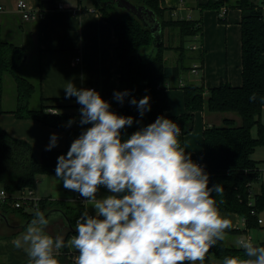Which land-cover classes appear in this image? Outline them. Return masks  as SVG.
<instances>
[{"label": "clouds", "instance_id": "1", "mask_svg": "<svg viewBox=\"0 0 264 264\" xmlns=\"http://www.w3.org/2000/svg\"><path fill=\"white\" fill-rule=\"evenodd\" d=\"M64 90L66 98L74 96L82 106L80 124L91 126L72 142L66 156L58 157L55 173L65 189L85 198V210L75 235L65 240L63 232L53 236L46 231L50 221L37 205L12 241L14 248L25 252L27 264H60L57 254L66 247L78 253L76 264H205L233 224L222 216L215 198L223 194V186L209 187L208 173L178 139L180 126L161 116L122 140L121 131L133 124V117L110 111L94 89L67 82ZM128 94L115 92L114 98L123 103ZM149 100L145 96L130 103L143 116L150 110ZM249 100L256 101L257 94ZM56 143L53 134L47 150ZM101 186L111 194L98 199ZM235 247L243 256H224L219 264H264V246L251 238L241 236Z\"/></svg>", "mask_w": 264, "mask_h": 264}, {"label": "trees", "instance_id": "2", "mask_svg": "<svg viewBox=\"0 0 264 264\" xmlns=\"http://www.w3.org/2000/svg\"><path fill=\"white\" fill-rule=\"evenodd\" d=\"M94 1L99 5L102 15L113 24L118 38L116 54L122 65L121 89L129 94L125 96L120 108H110V111L133 117V124L121 131L122 140L129 138L140 128L154 123L161 116L176 122L183 133H189L194 127V111L204 110L207 113L222 115L220 124L208 123L204 130L202 168L209 175V187L221 184L224 188L221 196L213 194L220 211L240 214L246 220L248 228L257 226L260 215L264 213V185L255 194L252 193V184L260 176L261 169L259 162L251 155L258 146L264 145V101L261 99L264 98V0H235L231 3L227 0H196V6L201 9L220 10L224 5L241 9L243 82L241 85H233L223 81L220 85L209 88L207 95L205 88L198 83L184 85L187 111L179 115L166 113L169 109L166 81L172 75L180 76L184 69L193 67L185 66L181 58L175 66L167 65L165 50H180L182 55L186 37L202 34L200 19L174 17L172 10L163 0H130L154 12L153 17L162 29L160 38H157L151 26L145 24L133 12L124 8L128 13L115 16L113 10L119 8L116 1ZM220 20L224 21L223 18ZM166 30L168 43L165 42ZM175 32L181 42L176 45L171 44L176 36ZM198 49L202 56L203 49ZM25 54L24 47L4 37L0 26V112L6 111L3 107L4 78L6 74H10L18 91L17 106L10 111L18 118L35 119L64 130L67 145L62 150H44L41 156L37 157L28 141L12 136L0 126V186L9 194L3 201L7 206L13 203L15 197L23 190H34L40 175L55 173L58 157L66 156L72 142L82 133L81 130H75L65 123L74 118L73 113L58 111L57 115H53L47 111L50 107H62L61 103L46 104L45 98L40 95V107H31L34 94L38 88L40 90V84L19 72ZM253 92L257 94V100L254 102L249 100ZM145 94L151 96L150 110L141 116L137 106L132 105L130 101L135 98L138 102ZM90 126L88 124V127ZM254 126H257L255 136L252 134ZM221 200L223 203H220ZM38 206L45 212V217L52 209L63 212L70 227L65 240L75 235L76 221L85 210L84 204L79 201L61 199L42 198ZM14 208L29 220L36 209L33 205L30 206L32 211H26L25 206ZM240 230L230 232L237 233ZM259 245L264 246V241ZM63 249L72 257L67 247ZM243 254V250L231 246L225 239L210 250L205 264H219L224 256ZM73 262L76 264L74 260ZM0 264L6 263L0 259Z\"/></svg>", "mask_w": 264, "mask_h": 264}, {"label": "crops", "instance_id": "3", "mask_svg": "<svg viewBox=\"0 0 264 264\" xmlns=\"http://www.w3.org/2000/svg\"><path fill=\"white\" fill-rule=\"evenodd\" d=\"M26 1L32 13L38 15L41 12L43 15L25 19L18 9L19 0H0V26L6 39L15 43L18 41L17 44L24 47L27 61L30 57L38 59V83L45 103H61L62 107L55 109L73 113L74 118L65 123L79 131L81 127L77 120L81 117L80 108L82 106L76 102V97L66 98L64 87L67 82H72L78 89L95 87L101 97L110 104V108H120L122 103L114 98L115 92H122L120 81L122 65L116 54L118 38L113 24L102 15L99 5L94 0ZM163 2L172 10L174 17L200 19L202 24V34L194 36L195 42L192 45V47L196 45V48L191 58V66L198 64L200 66L198 73L189 69L187 74L181 73L180 76L174 74L166 81V98L169 103L166 113L179 115L187 111L183 89L186 84L202 85L206 90V95L209 88L218 86L223 81L233 85L242 84V11L240 8L227 6V12L222 17L217 9L199 8L196 6V0H163ZM60 3L65 5L63 9L58 7ZM79 7L81 10H78ZM221 18L224 21L220 20ZM167 37L166 33L165 42H167ZM174 43H176L175 40ZM198 47L203 49L202 56L199 54ZM173 50L175 49L165 50L166 60L167 57H171L169 54ZM78 57L81 59L77 60ZM179 62L180 56H176L172 66ZM4 109L6 111L0 112V126L12 136L28 141L37 157L48 149L53 134L57 136V143L51 149L66 148L64 130L35 119L18 118L10 111L14 108ZM221 118L222 115L217 113L196 110L192 131L189 133L181 131L178 139L186 148V154H190L193 162L196 163L203 158L206 125L208 123L220 124ZM70 121H72L71 124ZM34 193L40 199H61L74 202H78L76 197L80 195L75 191L65 189L63 181L56 177V173L40 175ZM110 194L104 186H101L97 192V198H104ZM13 208V203L7 206L0 198V257L6 264H27L28 258L25 252L14 248L12 241L24 231L29 222L22 213L20 215L14 212ZM25 209L32 211V208L28 206H25ZM88 211L89 214L95 215L92 207H89ZM220 212L222 216L231 219L233 224L230 230H226L227 242L234 244H230L231 246H235V241L241 236H251L256 244L264 241L262 216L260 218L263 221L259 222L261 227L254 229V232L259 230L255 241L251 231L253 228L246 226L245 219L240 214L233 211ZM46 218L50 221L46 231L53 236L63 232L66 238L70 227L63 212L52 209ZM235 229L242 230L237 233L230 232ZM68 249L72 255L71 258L76 262L78 253L74 249Z\"/></svg>", "mask_w": 264, "mask_h": 264}, {"label": "rangeland", "instance_id": "4", "mask_svg": "<svg viewBox=\"0 0 264 264\" xmlns=\"http://www.w3.org/2000/svg\"><path fill=\"white\" fill-rule=\"evenodd\" d=\"M227 2L231 3V2H233V0H227ZM118 7L119 8H115L113 10V14L115 16L124 15V14L128 13L127 11L123 10L124 7H121L119 5H118ZM167 32H168V30H166V33ZM166 33H165V36H166ZM175 33H176V36L172 39L173 41L171 43V44H174V45L179 44V42H180V37H179L178 33L177 32H175ZM18 38H19V36H18ZM174 40L176 41V43H174ZM166 41H167L166 43H168V39ZM16 42L18 43V41H16ZM194 42H195V39H194L193 36L186 37L185 44H184L185 45V49H184L182 55H181L180 50H173V52H171V54H169V55H171V57L170 56L167 57V65L172 66L174 64L175 57L181 55L180 56L181 62H183V64L185 66H191V63H192V59L191 58H192V55L195 52L194 48H192V45H193ZM169 43H170V41H169ZM25 55H27V54H25ZM19 72L22 75L30 78V80L34 81L36 84H38V82H39V64H38V59L36 57H30V59L28 61L25 60L23 62V64L19 67ZM187 72H188L187 69H184L182 73L183 74H185V73L187 74ZM38 87H39V85H38ZM4 88H5V90H4L3 107L6 108V109L16 108L18 91H17L16 83L13 80V78L11 77L10 74H6L5 75ZM40 93L41 92H40V90L38 88V91L34 94V99H33L31 107H34V108L40 107V105H41V96H40L41 94ZM145 96L150 97V100H149V103H150L151 102V96L148 95V94L143 95V97H145ZM262 118H263V122H264V113H263ZM252 134L254 136L257 135V126H254L252 128ZM251 157L259 162L258 165H259V167L261 169L260 176L254 181V183L252 185V189H251L252 193L255 194L256 192H258V190H260L259 188H261V186L264 185V145L258 146L255 149V151L252 153ZM13 209H14L13 210L14 212H16V213L21 215L22 212L16 210L15 208H13ZM22 215L26 219L27 222L30 221L29 218H27V216H25L23 213H22ZM261 216L264 219V213H262L260 215V217ZM255 227L259 228V227H261V225L258 224ZM255 227H253V229L251 231L254 234V237L255 236L257 237L256 234H257V231H259V230L254 232ZM256 237L254 239L255 241H256ZM230 244L234 245L233 243H230ZM258 245H259V243H258ZM57 258H58L60 264H74L73 260H71V256L69 257V255L67 253H65L64 249L60 250V252L57 254ZM0 259L3 260L1 257H0Z\"/></svg>", "mask_w": 264, "mask_h": 264}, {"label": "built area", "instance_id": "5", "mask_svg": "<svg viewBox=\"0 0 264 264\" xmlns=\"http://www.w3.org/2000/svg\"><path fill=\"white\" fill-rule=\"evenodd\" d=\"M58 7L60 9H63L65 7V5L60 3L58 5ZM18 9L20 10V12L22 13V15H23V17L25 19H31V18L39 17V16L41 17L43 15L41 12L38 15L32 13L30 5H29V3L26 0H19ZM227 9H228L227 6H225V5L222 6L221 9L219 10L220 16L223 17L226 14ZM78 10H81V7H79ZM193 48H196V45H194ZM80 59H81V57L77 58V60H80ZM199 69H200V66L198 64H195L193 66L192 70H193V72L198 73ZM79 89H94L95 90V87H87V88H79ZM48 111L52 112V113H56L58 110L55 109V108L50 107L48 109ZM115 113L118 114V115H121L120 112H115ZM80 119H81V117L77 120V122H78V124L81 127V131L83 132L86 128H88V125H81L80 124ZM196 163L199 164L201 167L204 164L203 160H201V159L198 160ZM0 192H3L5 194L4 196L0 197L3 201H5L6 198L8 197V195H9L8 192L5 189H3V188L0 190ZM39 200H40V198H38L35 195L34 190L26 189V190H23L18 196L15 197L13 205H14V207H22V206L30 207L31 205H33V207L36 208V206L39 205ZM76 200H78L81 203H84L85 198L82 197L81 195H78L76 197ZM262 221H263V219L259 218V222H262ZM244 222H245V224L247 226L246 220H244ZM247 237L252 239V237L249 236V235Z\"/></svg>", "mask_w": 264, "mask_h": 264}, {"label": "water", "instance_id": "6", "mask_svg": "<svg viewBox=\"0 0 264 264\" xmlns=\"http://www.w3.org/2000/svg\"><path fill=\"white\" fill-rule=\"evenodd\" d=\"M116 1V3L121 6L126 8L127 10L133 12L136 14L138 17L142 19V21L151 26L152 32L156 35L157 38H160L161 36V27L160 23L156 21V18H154V12L149 10L148 8L142 6V5H136L130 0H113ZM153 18H152V17ZM27 59V56L25 55L23 60L25 61Z\"/></svg>", "mask_w": 264, "mask_h": 264}]
</instances>
